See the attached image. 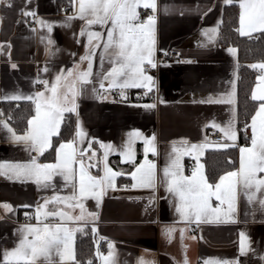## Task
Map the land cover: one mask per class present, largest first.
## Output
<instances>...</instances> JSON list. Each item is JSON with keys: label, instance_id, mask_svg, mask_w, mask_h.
<instances>
[{"label": "crops", "instance_id": "1", "mask_svg": "<svg viewBox=\"0 0 264 264\" xmlns=\"http://www.w3.org/2000/svg\"><path fill=\"white\" fill-rule=\"evenodd\" d=\"M11 2V8L0 4V113L3 114L0 120L6 121L16 135L26 134L29 130L28 121L36 114V104L27 99L6 100L4 97L35 96L43 91L45 97L50 98L52 94L36 81L38 78L47 80L50 87L56 83L55 78L62 69L64 79L58 87L59 106L62 109L74 106L75 110L63 111L58 134L51 137L52 147L42 156L27 150L24 143L15 142L8 128L0 124V163H27L32 157H37L41 164L56 163L59 145L69 142L76 150L77 162L72 165L75 170L74 179L67 186L60 175H55L51 182L54 188L42 187L31 179L22 181L0 175V261L5 250L11 251L18 246L26 227H42L36 219L38 205H42L45 199L53 195H70L72 183L78 186L80 161L83 160L85 170L97 179L104 176L105 164L113 172L120 173L114 178L115 187L106 188L99 205L95 199L83 201L85 220L62 222L59 217H49L44 223H63L70 229L95 227L99 244L104 246V249H99L100 253L107 256L109 242L114 245V264H137L138 259H142L144 264H185V261L187 264H204L206 260H218L221 264L225 261L229 264L234 261L239 264H264V206L259 202L264 199V189L256 191L255 188L245 189L242 184L238 185L235 211L231 219L228 220L223 215L219 219L210 216L208 221L199 224L182 219L176 211L178 198L166 191L164 169L170 167L172 159L178 154L173 149H180V165L184 176L191 177L193 173L189 171V167L191 163H197V168H200L208 183L214 185L226 173L239 171V149L251 147L250 139L248 145L239 144V52L237 47L223 45L219 39L226 7L223 0H155L154 59L157 70L147 73L154 81L152 91L147 94L145 88L122 89L116 85L109 87L110 81L103 79L114 66L103 49L107 32L112 27L111 20L105 24L87 25V17L79 18V0ZM234 4L237 5L240 16L238 0ZM65 7H69V10L65 11ZM22 9L34 15H23ZM41 21L44 23L41 24ZM49 26L52 28L51 32L48 31ZM212 29H218L217 34L211 37L205 35L206 31L210 32ZM89 32L100 33L101 40L93 41L100 47L95 48V54L91 57L93 76L89 83L80 88L77 77L88 67V60L80 58L86 56L91 47L87 40ZM255 33L258 32H253L252 35ZM48 37L53 41L51 45L48 44ZM230 47L237 50L235 56L227 51ZM172 49L179 53L178 63L158 61L159 54ZM259 63L264 62L253 64ZM12 64L16 68H12ZM45 68L48 69L47 72L44 71ZM68 70H71L72 75H68ZM255 71L256 82L251 93L256 90L257 77L261 74L259 69ZM73 82H76L78 89L75 98L70 91ZM101 83L104 87H100ZM233 86V104L200 103L209 97L216 99L232 92ZM138 91L143 93L142 99L135 98V92ZM28 106L32 112L24 124L15 117L14 112ZM69 115H73L76 120L75 136L54 145L62 123ZM11 118L15 122H11ZM229 120H233L238 129L234 158L229 159L233 165L222 166L224 170L211 181L206 157H216L219 150H225L217 147L218 145L232 143L224 138L222 142H211L209 134L214 129L211 124L216 122L224 125ZM250 123L251 120L248 124ZM81 130L85 133L83 137L78 135ZM136 131L142 137L134 140L133 155L129 158L123 152L130 133ZM145 137L155 138V154L149 152L145 156ZM192 144L205 145L198 159L195 151L184 152V148ZM102 145H111V149ZM93 152L95 156H92ZM146 159L156 166L154 189L132 186L136 181L130 173ZM92 164L95 167L89 166ZM257 175L264 177V173ZM124 182L130 183V186L121 188ZM249 192L255 193L252 201L248 199ZM75 203L58 201L50 203L47 210L63 211L76 217L81 210L74 207ZM211 203L213 207L218 205L215 198ZM4 204H9L13 210L5 209ZM26 205L31 207H25ZM226 209L225 204L222 212ZM88 212L96 213L98 219L88 217ZM169 229L173 230L171 235ZM77 232L70 241L75 260L64 261L63 264H77ZM241 232L247 238L248 249L243 255L240 254ZM31 239L29 236V240ZM9 261L25 264L23 259L9 258ZM37 264L49 262L40 257ZM52 264H61L55 253ZM98 264H102L100 256Z\"/></svg>", "mask_w": 264, "mask_h": 264}, {"label": "snow or ice", "instance_id": "2", "mask_svg": "<svg viewBox=\"0 0 264 264\" xmlns=\"http://www.w3.org/2000/svg\"><path fill=\"white\" fill-rule=\"evenodd\" d=\"M30 2V0H29ZM237 0H223L225 5H232ZM241 13L239 16L240 27L237 29L241 36H251L253 32L264 33V0H238ZM0 4H6L11 8V0H0ZM143 7L144 9H151L153 15H149L145 22L135 23L139 19L137 9ZM157 5L155 0H79V18L86 19L87 25L105 24L111 20L112 27L107 32V40L103 43L104 52L111 58V63L114 65L106 75L103 76L104 80H109V87L116 85L122 89L126 88H145L148 92L152 91L154 84L153 78L147 74V68H155V15ZM22 14L25 16L34 15L27 10L22 9ZM44 22L41 21V24ZM51 32V26L48 27ZM218 29H212L210 32L206 31L205 35L214 36L217 34ZM83 29L81 35H83ZM48 44L53 43L50 37ZM88 44L91 45L86 56H82L81 60H88V67L86 71L80 72L77 81L80 88L84 84L90 82L92 73L91 57L95 54V48L100 47L99 44H94L93 41L101 40L100 33L89 32L87 34ZM227 51L235 56L237 50L233 47ZM103 58V57H102ZM249 67L259 69L261 74L257 77L258 84L256 90L251 93V100L258 102V107L255 114L251 117V123L246 124L243 131L251 129L250 143L251 147H240L241 153L240 169L239 171H230L219 178L217 183L210 184L207 179L202 175L198 167L191 177L184 176L180 165V149H173L178 154L172 159L169 168L164 169V176L166 178V191L172 193L178 198L179 203L176 205V211L184 220L193 223H202L209 220L210 216L217 219L223 215L226 219L230 220L232 213L235 211L237 200V186L242 184L245 189H253L261 191L264 189V177H260L258 173H264V63L252 64ZM12 68H16L12 64ZM48 71L47 68L44 69ZM68 75H72L71 70H68ZM56 83L49 87V81L37 79L36 83L42 84L46 91L50 92V98L45 97V92H38L35 96L29 95L22 97L20 95H12L4 97L6 100H20L27 99L36 104V114L28 121L29 130L23 136H18L8 126L6 121L0 120L3 127L8 128L11 133L12 139L17 143H24L29 151H35L38 156H42L44 152L52 147L51 137L58 134L60 120L63 111H74L75 107L61 108L59 106L58 87L60 82L64 79V70L56 76ZM100 87H104L101 83ZM70 91L73 98L78 93L76 82H73ZM235 91L223 94L221 97L213 99L211 97L206 101L200 103L210 104H233ZM163 102V101H161ZM146 107H155V105H146ZM3 114L0 113V116ZM211 127L218 129L226 141L232 143H223L218 145L219 148L235 147L237 140L238 129L235 127L233 120H229L226 124L221 125L212 122ZM78 135L83 137L85 133L79 131ZM142 134L138 131L130 133L127 146L123 155L131 158L132 144L137 138H141ZM155 138H144L145 143V156L147 153L152 152L155 154L156 148L154 145ZM187 145V142H184ZM102 147L111 149V145H102ZM204 144H192L190 147H185L184 152L195 151L197 159L202 154ZM57 151L56 163H38L37 157H32L27 163H0V175H7L10 179L17 180H33L36 184L42 187H49L55 175H60L66 182V186L74 179L75 170L72 167L75 164V148L71 142L62 143L59 145ZM83 156V152H81ZM95 156V153H92ZM105 160L107 159V152L105 153ZM91 159V157H89ZM95 167L94 164L89 165ZM155 164L147 159L143 164L130 173L132 179L136 181L133 187H149L155 188ZM105 174L103 177L97 179L91 176L86 170L83 160L80 161V172L78 186L75 183L71 184L72 193L67 196L53 195L45 199L42 205L36 207V219L41 226H28L23 230V236L19 241L18 246L11 250H5L3 259L0 264H10L9 258L17 260L23 259L25 264H37L40 257L52 264L53 253L59 256L61 264L64 261L75 260L74 248L71 246L70 241L74 238L76 231H83L82 228L70 229L65 227L63 223L60 224H46L44 220L49 217H59L60 221L69 220H85V208L83 201L86 199H95L99 205L101 197L104 195L106 188H114V178L120 173L113 172L108 168L107 164L104 166ZM255 196L254 192L248 193L249 201H252ZM218 201L216 207L212 206V199ZM58 201L71 202L75 201L74 207H79L81 213L79 216L72 217L63 211H48L47 206L50 203ZM261 206H264V199L260 201ZM227 205V209L222 212V206ZM5 209L12 211L9 204L3 205ZM31 207V206H25ZM88 217L98 219L97 214L88 212ZM93 233L97 231L95 227L92 228ZM169 229V235L172 233ZM29 236L32 237L29 240ZM181 238H183V230L181 231ZM195 239V237H192ZM103 239V238H102ZM246 236L243 232L240 233V254H245L248 249L246 248ZM114 245L109 242L108 255L104 256L99 252L97 247V254L102 259V264H114L113 257ZM264 259V257H262ZM88 264H92L91 261ZM137 264H144L142 259H138ZM187 264V261H185ZM204 264H221L218 260H206ZM223 264H229L225 261ZM232 264H239L238 261Z\"/></svg>", "mask_w": 264, "mask_h": 264}, {"label": "trees", "instance_id": "3", "mask_svg": "<svg viewBox=\"0 0 264 264\" xmlns=\"http://www.w3.org/2000/svg\"><path fill=\"white\" fill-rule=\"evenodd\" d=\"M239 26V9L236 4L226 5L224 19L220 26L219 39L223 45L237 47L239 52V84H238V119L239 124L249 122L255 114L258 102L251 100V91L256 82V71L249 67L253 63L264 62V33H255L249 36H241L237 31ZM32 109L27 108L15 110V117L25 124L26 118ZM73 115L66 117L62 123L59 136L55 138L54 145L59 141L73 138L75 136L76 122ZM218 156L206 157L208 175L211 181L224 170L222 166L231 167L233 163L229 160L234 158L235 147L219 150ZM231 163V165L229 164ZM229 165V166H228ZM100 246L96 233L90 226L83 228L76 234V260L77 264H98L99 255L97 247Z\"/></svg>", "mask_w": 264, "mask_h": 264}, {"label": "built area", "instance_id": "4", "mask_svg": "<svg viewBox=\"0 0 264 264\" xmlns=\"http://www.w3.org/2000/svg\"><path fill=\"white\" fill-rule=\"evenodd\" d=\"M65 11L69 10V7H65L64 8ZM139 13V19H138V23L140 22H145L147 20V17L149 15H152V10L151 9H144L143 7H141L138 11ZM158 61H164V62H170V63H178L179 62V53L172 49L169 50L167 52H163L161 54L158 55ZM157 70V68L153 69L151 67L147 68V73H152L155 72ZM144 97L143 93L138 91L135 92V98L137 99H142ZM11 122H15L14 118L10 119ZM248 124L247 122H242L239 126L240 132H241V140L239 142V144L241 145H248L249 144V139H250V135H251V129L249 128L247 130V132L245 133L243 131V129L245 128V125ZM209 140L213 143H218V142H222L223 141V135L222 133L218 130V129H212V131L209 134ZM197 163H191L190 167H189V171L190 172H194L197 169ZM130 186V183H126L124 182L120 187L121 188H128ZM10 264H20V263H10Z\"/></svg>", "mask_w": 264, "mask_h": 264}]
</instances>
